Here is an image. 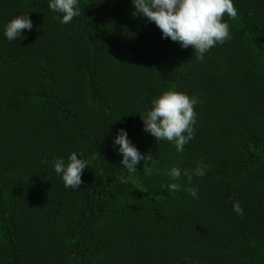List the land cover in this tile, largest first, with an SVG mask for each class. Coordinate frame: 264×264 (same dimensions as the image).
Masks as SVG:
<instances>
[{
  "label": "trees",
  "instance_id": "1",
  "mask_svg": "<svg viewBox=\"0 0 264 264\" xmlns=\"http://www.w3.org/2000/svg\"><path fill=\"white\" fill-rule=\"evenodd\" d=\"M78 6L61 24L47 0H0V264H264V0H234L230 39L202 61L130 0ZM26 12L32 28L9 42L4 24ZM168 89L198 97L180 153L142 131ZM118 128L153 159L137 172L120 164ZM72 151L87 166L66 188L51 162ZM197 161L204 176L160 188L165 169Z\"/></svg>",
  "mask_w": 264,
  "mask_h": 264
},
{
  "label": "clouds",
  "instance_id": "2",
  "mask_svg": "<svg viewBox=\"0 0 264 264\" xmlns=\"http://www.w3.org/2000/svg\"><path fill=\"white\" fill-rule=\"evenodd\" d=\"M130 3L132 16L139 15L152 22L159 29L161 39L177 42L182 49L190 46L195 58L200 61L211 47L230 39L229 24L223 17L227 15L233 19L237 15L234 0H130ZM47 7L59 14L61 24H67L73 17L81 15L78 0H47ZM31 28L32 22L27 12L19 13L4 24L3 36L11 42L21 37V30ZM197 103L198 97L195 94L189 96L183 91L172 89L162 91L151 99L150 107L140 115L142 131L150 134L157 142H171L177 153L182 152L183 146L193 138L196 118L194 105ZM112 144L117 146L120 164L130 173L137 172L135 166L139 161L153 160L148 153H140L124 128L116 130ZM51 166L64 187L77 188L81 184V174L87 161L78 151H72L66 159L54 158ZM207 167L203 161H197L191 169L173 164L163 171L169 182L161 184L160 188H167L170 192L179 191L181 177L190 185L193 176L205 175ZM155 170L157 173L161 171ZM142 171L145 175H151L153 168H142ZM185 190L193 198L197 197L195 187L186 186ZM232 209L237 215L243 212L238 201H233Z\"/></svg>",
  "mask_w": 264,
  "mask_h": 264
}]
</instances>
